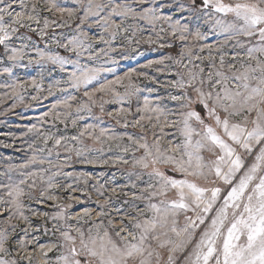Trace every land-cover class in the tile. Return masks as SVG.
<instances>
[{"label":"snow or ice","instance_id":"obj_1","mask_svg":"<svg viewBox=\"0 0 264 264\" xmlns=\"http://www.w3.org/2000/svg\"><path fill=\"white\" fill-rule=\"evenodd\" d=\"M71 5L67 0H0V60L6 57L12 64L2 72L11 75L16 65L58 67L67 79L50 84L48 95L83 89V97L79 102L74 95L57 99L43 122L51 115L66 127L69 120L77 127L81 114L91 116L98 106L124 131L117 134L89 123L74 136L44 132L36 125L27 129L36 135L29 145L32 155L8 166V173L22 178L8 175V183H0L9 198L0 196V203L12 209L0 227V264H264V0H191L190 18L210 24V31L223 37L215 43L204 42L203 25L192 29L158 14L150 0H71ZM140 21L153 32L158 21L168 22L170 35L184 45L179 58L167 56L144 66H163L157 72L168 68L165 60L178 66L174 73L169 70L177 78L163 85L179 90L167 95L176 108L156 95L157 88L142 89L135 82L140 77L155 81L146 72L129 69L117 75L115 68L93 66L115 52L113 44L121 37L128 45L139 44ZM69 28V34L54 30ZM93 28L100 32L90 36ZM32 34L46 40L43 48ZM154 42L150 35L147 43ZM53 45L67 55L52 50ZM105 62L117 63L110 57ZM102 73H113V78H102ZM28 83L16 80L3 87L22 102ZM30 83L41 90L42 79L32 77ZM106 104L116 107L106 112ZM105 145L117 150L115 159L89 158L92 152L103 153ZM73 155L83 164L128 166L126 184L110 189L94 185L103 197L95 200L98 211L85 207L70 214L82 201L69 196L65 203L58 195L77 190L57 183L58 178L89 179L86 173L63 170ZM25 195L39 205L52 202V212L27 208L44 221L43 228L33 227L25 215ZM13 216L27 227L12 223ZM39 232L55 239L41 244Z\"/></svg>","mask_w":264,"mask_h":264},{"label":"rangeland","instance_id":"obj_2","mask_svg":"<svg viewBox=\"0 0 264 264\" xmlns=\"http://www.w3.org/2000/svg\"><path fill=\"white\" fill-rule=\"evenodd\" d=\"M200 0H197L199 3ZM69 6L71 5V0H67ZM191 3V0H150V4L153 7H156L158 10V14H162L165 16L172 17L173 20H181V23H189V27L194 29L197 26L203 25V20L195 21L190 18L191 14L188 10V5ZM181 5H184L182 8ZM145 7L149 5H144ZM73 22V27H74ZM131 23V21H129ZM141 27L143 28L142 32H138L135 39L140 40L139 44H131L128 45V42L123 39V37L119 38L114 44L113 47L116 49L115 52L109 54L111 59L117 61L116 64H112L109 61V57L102 56L99 62H94L93 66H103L105 68H115L117 75H123L124 72L129 69H136L137 72L144 71L150 77H155V81L145 79L144 77H140L136 79L135 82L142 88H152L155 87L158 89L156 95L165 98V103L169 107L176 108L177 104L175 102H171L167 100L168 91H171L172 94H179V90L175 89H166L163 87L169 81L176 79L177 77L174 74H170V69L172 73L178 70V66L173 63L171 60H165V64L168 65V68H165L163 72H157V67H163L160 65H154L152 68H145L149 61H156L163 57L171 56L173 58H179L180 51L184 47L183 43L179 40L174 39L171 35V29L168 26V22L166 21H158L156 24V32H160V29L163 28L165 31L160 32L159 37H157L156 32L152 31V27L148 25L144 21L139 22ZM211 25H203L201 27V31L207 33V40L204 41L206 43H215L219 40H222L223 37L215 34L213 31H210ZM55 32L60 33L64 32L65 34H69L72 29H54ZM89 31L88 29H85ZM21 31H24L21 29ZM52 31L51 29L49 30ZM100 32L99 28H93L89 31L90 36H95ZM130 34V33H129ZM33 35V40L37 41L39 47L43 48L46 40H40V38L36 34ZM151 35V38L155 41L154 43H147L148 37ZM47 39V38H46ZM17 46L19 45V41L16 42ZM164 45V47H161ZM170 45V46H169ZM98 47H106L101 44ZM52 50L59 51L62 55H67V53L63 49H57L55 46H52ZM195 51V49H194ZM3 52L2 46H0V53ZM33 56L34 52L31 53ZM203 55H207L204 53ZM75 59V57H73ZM187 60L185 59V63ZM23 64H27V58L22 62ZM12 66L10 61H7L6 57L0 60V183H8L7 176L11 175L14 180H19L20 177L18 172L8 173L9 165H19L23 164L31 155L32 150L29 149V145L33 144L36 140L35 133H29L27 129L31 125H36L41 131L57 133L59 135L66 136H74L80 127H83L85 123L89 124H99L101 127H106L112 129L115 133L119 134L124 129L121 125H117L114 120L109 118L106 114H101L99 111V107L93 108V115L89 116L87 113H82L81 115L84 117L83 120L78 122L77 127H73L71 121L67 122V127L64 123L60 121H54L52 116L49 115L46 120L47 122H43L41 117L45 112H49L51 106L57 99H63L67 95H74L77 97V102L83 97V89L80 91H74L72 89H68L65 92H56L54 96L48 95V86L53 84L56 80H66L67 76L65 73L61 72L57 67L55 71H52L53 66L50 64L45 65H28L27 67H21L20 65H16L13 67V72L11 75L5 74L2 72L3 67ZM71 68V66H68ZM102 78L111 79L113 78V73H102ZM35 77L37 81H41L42 79V88L37 91L33 86H31V78ZM135 79V76H134ZM16 80L27 81L28 86L21 92L23 96V101L17 99L16 97H12L10 95V89L3 87V85H10ZM158 82V83H157ZM60 87L67 88V85L61 84ZM122 91V89H121ZM9 93L8 96H5L4 93ZM145 95L148 93L145 91ZM33 96H38L37 100H33ZM106 99L108 97H105ZM14 105V106H13ZM135 99L133 100V108H135ZM116 105L114 104H106L105 109L107 111H113ZM57 111H62V109H57ZM131 119V117H130ZM128 131H138L133 129H128ZM126 142V141H125ZM86 143L92 144L91 140H87ZM39 146V145H37ZM51 143L49 147H51ZM96 147H100L96 145ZM61 153L60 160L63 161V149H58ZM117 154V150L113 148L111 151L107 150V145H105V151L103 153L100 152H92L90 154V159H101V160H112L115 159ZM53 164L57 163V157L55 153L51 157ZM44 167H47L45 164ZM127 165H114L112 163L108 164H83L77 160V158L73 155V161L70 165H66L64 167L65 172H73L76 174L86 173L89 177L87 182L85 183L84 179H80L77 183L74 179H64L63 177L58 178L57 183L61 184H72L74 188L77 190L75 192L72 191H60L58 195L63 198L62 202H68L69 196H78L82 201L81 204H76L73 206V209L69 210L70 214H75V212L82 211L83 208H91L95 211H98L96 207L95 200L103 199V197H98L94 185L98 186L99 184H105L106 188L115 187L117 185H124L127 183V177L124 175V171L127 168ZM29 168L27 171H31ZM55 171V169H53ZM103 173V175H101ZM80 189H84L83 192ZM28 191L27 188L25 189ZM34 194H38V191L33 190ZM91 194V199L88 198V194ZM0 196H2L5 200H8L6 193L3 190H0ZM23 202L26 206L25 215L29 216L32 220L33 227L40 226L43 228L44 221L39 217L32 216L30 211H27V208H31L32 210L39 211H55L54 208L49 207L52 202H47L43 205L36 204L35 201L30 200L27 195L23 197ZM10 204L0 203V227H4V221L8 218L11 212ZM12 223L18 224L20 228L27 227V223L22 219H19L15 216L12 217ZM52 222L47 223V227L51 228ZM19 232V228L17 229ZM41 237L39 243L44 244L49 242V240H54L55 237H52L50 234L45 236L42 232L36 233ZM32 246H30L31 248ZM38 251V247H37ZM54 255V254H50ZM166 259V253H165Z\"/></svg>","mask_w":264,"mask_h":264}]
</instances>
